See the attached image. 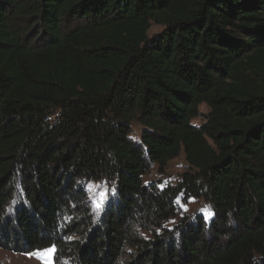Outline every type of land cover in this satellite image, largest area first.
I'll return each mask as SVG.
<instances>
[{
	"label": "trees",
	"instance_id": "obj_1",
	"mask_svg": "<svg viewBox=\"0 0 264 264\" xmlns=\"http://www.w3.org/2000/svg\"><path fill=\"white\" fill-rule=\"evenodd\" d=\"M182 152L177 185L144 184ZM92 181L115 189L100 213ZM189 199L212 218L167 227ZM53 246L55 264H264V0H0V249Z\"/></svg>",
	"mask_w": 264,
	"mask_h": 264
},
{
	"label": "rangeland",
	"instance_id": "obj_2",
	"mask_svg": "<svg viewBox=\"0 0 264 264\" xmlns=\"http://www.w3.org/2000/svg\"><path fill=\"white\" fill-rule=\"evenodd\" d=\"M164 30L163 26H159L157 24H152L151 29L149 31V37H155L160 34ZM210 109L207 105H202L200 107L201 116L193 121V124L196 126L202 125L206 116L209 114ZM141 126L138 124H133L132 127V137L134 139L139 140L141 134ZM191 172L190 166L186 160L184 153L182 152L180 156L167 165L164 172H160L159 167L157 165H153L150 172L143 178L144 184H152L158 183L160 187L172 185H177L182 176ZM89 197L92 202L94 210H96V203L101 201L102 197H104L105 193H107L108 201L113 198L112 195L114 187L111 186L107 182H96L92 181L89 183ZM107 204V203H106ZM106 206V205H105ZM100 213V212H99ZM197 213H211L209 204L204 199H189L187 202H183L179 200V210L177 215L173 217L168 223L167 227H171L176 224L182 217L191 216ZM207 219L212 218L213 214L210 216L204 215ZM49 249H45L42 251H36L30 254H17L11 251H5L0 249V264H55L54 262V254L48 255Z\"/></svg>",
	"mask_w": 264,
	"mask_h": 264
},
{
	"label": "snow or ice",
	"instance_id": "obj_3",
	"mask_svg": "<svg viewBox=\"0 0 264 264\" xmlns=\"http://www.w3.org/2000/svg\"><path fill=\"white\" fill-rule=\"evenodd\" d=\"M113 196H115V190H113L112 193ZM108 202V197H107V193H105L104 197H102L101 201H98L95 205L97 212H102L106 203ZM202 215H207L210 216L212 215L211 213H202ZM57 249L55 246L51 247V249L48 251V255H52L54 253H56Z\"/></svg>",
	"mask_w": 264,
	"mask_h": 264
}]
</instances>
